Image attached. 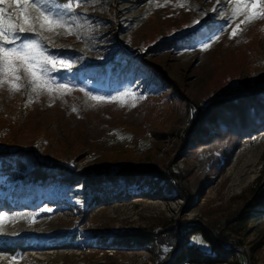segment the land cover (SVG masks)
I'll use <instances>...</instances> for the list:
<instances>
[{
	"label": "rangeland",
	"instance_id": "rangeland-1",
	"mask_svg": "<svg viewBox=\"0 0 264 264\" xmlns=\"http://www.w3.org/2000/svg\"><path fill=\"white\" fill-rule=\"evenodd\" d=\"M63 2L45 7L66 27L45 31L48 39L24 36L55 57L45 89L0 87V153L20 159L23 175L38 163L90 161L104 175L121 172L116 193L126 194L92 209L84 183L38 186L21 198L19 180L0 178L11 209L0 212V245L32 246L0 254V264H171L192 251L204 261L182 264H264V206L249 208L264 197V135H239L200 111L246 90L264 102V21L231 37L243 19L230 26L234 0H73L70 12ZM0 7L7 26L15 6ZM197 130L204 146L190 138ZM152 168L163 181L146 175ZM127 175L142 179L128 185ZM133 232L153 245L113 246Z\"/></svg>",
	"mask_w": 264,
	"mask_h": 264
},
{
	"label": "trees",
	"instance_id": "trees-1",
	"mask_svg": "<svg viewBox=\"0 0 264 264\" xmlns=\"http://www.w3.org/2000/svg\"><path fill=\"white\" fill-rule=\"evenodd\" d=\"M264 92V91H261ZM258 92L253 90H246L242 94H236L228 98L218 99L213 101L211 104L202 108L200 111L206 114V119L209 122H214L215 119L220 118L228 128H235V132H239V135L250 134L253 132L260 131L261 135H264V102L258 99ZM195 118V117H194ZM194 120L193 125L186 130V134H190L193 131L196 124ZM242 128V129H241ZM241 130V131H240ZM203 130H197L194 135L190 138H196L200 143V146L205 145V139L201 138L204 133ZM157 134V133H156ZM160 134L163 138L162 133ZM83 159L80 158V161ZM114 160V159H113ZM0 178L12 177L19 180V195L22 198L25 195L34 194V188L38 186L51 185L55 182L67 184L69 189H73L76 186L84 183L85 192L89 194L92 199L90 207L96 209L101 206H109L117 202L122 194L121 190L116 193L119 187L121 172H118L112 176L104 175L99 171L97 165H93L90 161L82 163L77 167H68L61 164H42L38 163L32 171L23 175L25 172V166L20 159L8 160L6 154L0 153ZM108 167L117 163L111 161L110 158L105 160ZM100 166V165H99ZM133 166V165H131ZM94 175H97L95 178ZM147 176H153L154 180L159 183L164 180L165 176L163 173L157 171L156 168L149 169L146 173ZM127 184L139 183L142 177H136L134 175H127ZM264 180V177H263ZM145 181V180H144ZM0 181V191L2 190ZM158 194L159 190L155 191ZM258 198H254V203L249 205L250 209H254L258 206H264V197L261 195ZM19 197V198H20ZM123 201L128 199H122ZM21 204H26L25 201ZM25 206V205H24ZM9 204L7 203L4 196L0 195V212L10 211ZM247 214L250 211L246 212ZM245 218V219H244ZM249 218L248 215L242 219L246 220ZM154 238L146 233H126L117 237L114 241V247L117 250H144L146 246H152ZM32 247V246H31ZM30 246L25 247L24 243H17L10 247L0 245V254H9L13 250L29 251ZM12 248V249H11ZM204 259H199L194 255V252H190L187 255L183 253H177L171 264H182L185 262L199 263Z\"/></svg>",
	"mask_w": 264,
	"mask_h": 264
},
{
	"label": "snow or ice",
	"instance_id": "snow-or-ice-1",
	"mask_svg": "<svg viewBox=\"0 0 264 264\" xmlns=\"http://www.w3.org/2000/svg\"><path fill=\"white\" fill-rule=\"evenodd\" d=\"M81 2L82 0H76V6L79 7ZM46 3L47 0H0V5L15 6L14 11L8 14L7 26L4 23L5 9L0 7V87L7 83L11 92H20L26 86L37 93L38 90L45 89L41 80L47 76L50 68L54 69L55 57L46 55V49L38 40L25 39L24 36L31 34L48 39L43 35L45 31L55 32L57 28L66 27L63 16L45 7ZM60 7L73 11V0H65ZM241 15L243 19L232 28L231 37L238 35V30H242L241 25L264 21V0H234L229 17L230 26ZM207 47V44L204 45L205 49ZM47 91L50 92L51 89ZM91 98L105 99L98 96ZM73 111L76 109L73 108Z\"/></svg>",
	"mask_w": 264,
	"mask_h": 264
}]
</instances>
